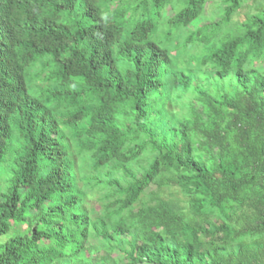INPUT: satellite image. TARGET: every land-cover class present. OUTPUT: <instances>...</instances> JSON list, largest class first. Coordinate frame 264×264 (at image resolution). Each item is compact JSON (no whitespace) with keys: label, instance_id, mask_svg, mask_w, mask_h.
Instances as JSON below:
<instances>
[{"label":"trees","instance_id":"trees-1","mask_svg":"<svg viewBox=\"0 0 264 264\" xmlns=\"http://www.w3.org/2000/svg\"><path fill=\"white\" fill-rule=\"evenodd\" d=\"M258 1L0 0V264H264Z\"/></svg>","mask_w":264,"mask_h":264},{"label":"clouds","instance_id":"clouds-1","mask_svg":"<svg viewBox=\"0 0 264 264\" xmlns=\"http://www.w3.org/2000/svg\"><path fill=\"white\" fill-rule=\"evenodd\" d=\"M13 25H15L14 22H13V19H11V18L8 17V13H0V36H2V34L6 30H8V28H11ZM204 68L205 69H208L207 66H204ZM91 81H96V79L93 78V80H91ZM163 86H164V83H161L158 87H160L162 89ZM102 89H103V95H106L107 91H106V89H105V87L103 85L101 87V90ZM174 96H175V94L171 93L170 94V99H174ZM181 99L182 98L177 99V100H181ZM159 100H162L165 103V107H166V110L168 111V113L170 111H174V110L178 111L177 108L175 107L177 101H173L172 102L171 100L167 99L165 96H163V98H161ZM156 101H158V100L155 98V100H154V106L156 105ZM121 112H122V107L119 106V105H117L116 111H115V119L117 120V126L119 124V121H123L125 125L129 126V124H130L129 121H128L129 118H127L128 120L123 119V117L121 115ZM48 168H50L52 170H57L56 169L57 167L54 166V164L49 165ZM75 169L78 171L77 165H76ZM90 243H92L90 245H93L94 241H92Z\"/></svg>","mask_w":264,"mask_h":264},{"label":"rangeland","instance_id":"rangeland-1","mask_svg":"<svg viewBox=\"0 0 264 264\" xmlns=\"http://www.w3.org/2000/svg\"><path fill=\"white\" fill-rule=\"evenodd\" d=\"M261 1V0H259ZM258 1V2H259ZM248 7H243L241 9V13H245L246 10H247ZM218 8H213V7H207L206 8V16H209L211 13L214 14L213 17L215 20H217L219 18L218 14H217V10ZM166 11H170V8L166 9ZM240 15V14H239ZM201 23V22H200ZM209 70V69H208ZM189 97V94L186 95L184 98H183V101H187ZM179 102H181L180 100H178ZM79 171H85L86 167L85 165H80L78 167ZM148 189H154V186H149ZM147 191V190H146ZM98 193H100L99 191H97ZM95 191V193L93 194H90V197L88 198V203L92 204L93 206H97L98 205V200H97V196H98V193ZM175 194H177V191L174 192ZM8 236H4L1 238L2 241H5V239L7 238Z\"/></svg>","mask_w":264,"mask_h":264}]
</instances>
